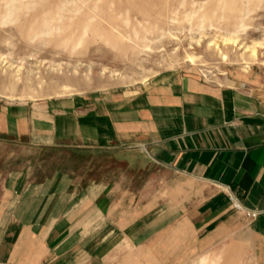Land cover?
<instances>
[{
	"label": "crops",
	"instance_id": "0c3cea01",
	"mask_svg": "<svg viewBox=\"0 0 264 264\" xmlns=\"http://www.w3.org/2000/svg\"><path fill=\"white\" fill-rule=\"evenodd\" d=\"M256 78L178 73L135 94L0 99V264H264ZM50 149L120 154L127 173L82 176L46 161Z\"/></svg>",
	"mask_w": 264,
	"mask_h": 264
},
{
	"label": "rangeland",
	"instance_id": "374dc122",
	"mask_svg": "<svg viewBox=\"0 0 264 264\" xmlns=\"http://www.w3.org/2000/svg\"><path fill=\"white\" fill-rule=\"evenodd\" d=\"M232 33L237 41L225 39ZM178 73L264 84V0H0V99L8 103L135 94ZM45 160L86 177L127 173L120 154L102 150L50 149Z\"/></svg>",
	"mask_w": 264,
	"mask_h": 264
},
{
	"label": "built area",
	"instance_id": "2783aa9c",
	"mask_svg": "<svg viewBox=\"0 0 264 264\" xmlns=\"http://www.w3.org/2000/svg\"><path fill=\"white\" fill-rule=\"evenodd\" d=\"M236 206L241 209L242 208V205L239 203V202H236ZM258 211H247L246 214L249 216V217H256L258 215Z\"/></svg>",
	"mask_w": 264,
	"mask_h": 264
},
{
	"label": "bare ground",
	"instance_id": "6f19581e",
	"mask_svg": "<svg viewBox=\"0 0 264 264\" xmlns=\"http://www.w3.org/2000/svg\"><path fill=\"white\" fill-rule=\"evenodd\" d=\"M48 32H49L48 30L45 31V33H48ZM238 37H239L238 35L232 33V34H230L229 36L225 37V39H228V40H229V39H230V40H231V39H233V40L235 39V40H236ZM236 41H237V40H236Z\"/></svg>",
	"mask_w": 264,
	"mask_h": 264
}]
</instances>
